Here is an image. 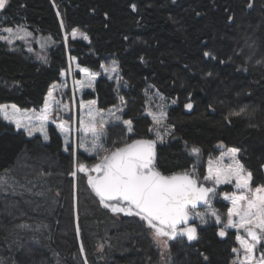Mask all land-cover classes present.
I'll return each mask as SVG.
<instances>
[{
	"label": "trees",
	"instance_id": "16d2710c",
	"mask_svg": "<svg viewBox=\"0 0 264 264\" xmlns=\"http://www.w3.org/2000/svg\"><path fill=\"white\" fill-rule=\"evenodd\" d=\"M20 25L53 46L44 64L0 41V104L40 110L69 56L96 72L115 63L84 99L120 106L132 131L111 124L98 151L71 138L64 152L54 127L45 143L0 117V264H232L236 233L221 237L216 223L200 228L198 242L177 239L158 253L145 222L104 211L78 168L159 137L163 174L203 180V161L237 148L253 189L264 185V0H8L0 31ZM215 208L227 214L229 205Z\"/></svg>",
	"mask_w": 264,
	"mask_h": 264
},
{
	"label": "snow or ice",
	"instance_id": "6c2138e0",
	"mask_svg": "<svg viewBox=\"0 0 264 264\" xmlns=\"http://www.w3.org/2000/svg\"><path fill=\"white\" fill-rule=\"evenodd\" d=\"M8 0H0V9H4ZM135 5L132 8L135 9ZM231 19V17H229ZM8 33H13L12 28L3 29ZM23 31V29H21ZM31 35L24 32V36ZM76 35L73 30V36ZM24 36L18 38L23 39ZM0 39L7 40L8 37L0 36ZM87 39V36H84ZM206 57H210L211 53L205 52ZM115 71V68L111 69ZM90 80H95L99 73L90 71L88 68L80 69ZM79 83V82H78ZM50 97L52 92L48 94ZM95 104V101L89 102ZM9 107L12 113L9 114ZM50 105L45 102V107L40 114L34 116H26L21 114L22 118H17L20 110L15 104H0V113L5 119H14L17 128L22 127V119L31 121L35 119L39 122L38 129H29L28 135H33V131L44 132V125L48 120L47 110ZM186 108L191 109L192 104H186ZM243 111V110H242ZM90 120L88 123L81 122L82 129L86 133H90L93 137V150L97 147L102 148V144H98L101 137L105 135L104 122L101 121L99 126L89 111ZM119 119V117H117ZM156 119V117H154ZM157 122H159L157 120ZM128 126V131H132V121H123ZM63 128V126H60ZM44 139L48 140L45 133ZM83 147V144H81ZM154 141L151 140H135L130 144L117 147L104 155L99 163L95 164L91 170L86 169L85 165H79V171H91L96 175L88 176V183L93 191L100 198V202L111 211L116 213H126L135 215L145 221L148 228L154 230V237L159 238L167 236L175 237L178 233L187 235L188 240L197 239V229L188 224L192 216L199 217L201 223H205L204 213L195 211L199 203L209 206V211L219 223L221 217L217 215L215 209L211 208L209 202V194H215V188L206 187L204 183H200L193 172H184L171 176H165L156 170L154 164L155 154L153 151ZM67 150V149H66ZM240 150L231 148L228 150L232 163L223 165L220 157L215 163L211 160L208 163V175L204 177V181L214 180L215 184L231 183L235 179V186L240 190L239 195L225 196L230 199L232 207L228 209L227 222L219 231V236L226 235V229H243L246 237L239 234L236 240L239 242L245 255L241 264H250L256 259L255 252L257 245L264 247V185L257 186L253 189V175L247 172L244 166L236 159ZM191 152L199 154L200 149L193 147ZM75 175V173H72ZM115 201V203H109ZM234 217L236 219H234ZM184 225V227H181ZM81 250L83 248L81 247ZM238 249L233 248V252ZM258 264H264V253H261Z\"/></svg>",
	"mask_w": 264,
	"mask_h": 264
},
{
	"label": "rangeland",
	"instance_id": "374dc122",
	"mask_svg": "<svg viewBox=\"0 0 264 264\" xmlns=\"http://www.w3.org/2000/svg\"><path fill=\"white\" fill-rule=\"evenodd\" d=\"M0 10H2V9H0ZM21 29H23V31H21ZM25 31L30 33L27 29L22 27V25L13 29V33H11V34L6 32V31L1 30L0 36H6V37H8V39L7 40L0 39V41L6 43L10 47V49H12L13 51L22 50L27 54L28 57H31L32 59L37 60V61L44 63V64L47 63L48 51L53 46V40L49 37H34L31 33H30L31 35L24 36ZM20 36H24V38L23 39L18 38ZM65 38L67 39V35H65ZM74 38H81V36L76 34L74 36ZM67 66L68 67L64 71H62V73H61V81L59 83L53 84L50 87L49 92L50 91L52 92L51 97L49 95H47V97H46V101L50 105V107L47 110L48 120L44 125V132L34 130L33 135H31V136L28 135L29 129H38L40 127L39 122L36 121L35 119H32L31 121H29L27 119H22V125L23 126L20 128H17V126H16V128L24 131L29 137H34V136L39 135L43 138L45 143H48V140L44 139V134L45 133L47 134V128L49 126H52L58 131V133L61 135V137L63 139V143H64L63 150H64V152H66L68 150V145H69V141L71 138L73 139V144H75V140H76V143L78 145H80V149L82 151H84L86 149L88 151H91V150H93V137L91 136L90 133H86L82 129V126H81L82 121L85 124L89 122V120H90L89 111L90 110H91L92 116L95 117V121L97 123V126H99V123L101 121L104 122V131L109 125L115 124V123H123V121L126 120L121 116V114H122L121 109L122 108L120 106H117L115 108L104 111V110L98 109L96 98L95 99H88V100L84 99V96L86 93L94 91L95 84L100 77L106 76L108 78H111L114 75V72L111 69L115 68V70H116L117 68H116L115 63H113L111 66H109L106 69L103 68V69L99 70L98 72L92 71L91 69L88 68L92 72L99 73V75L96 76L95 80H90L88 77L85 76V74L83 72L80 71V69L87 68V67L80 66L76 59H73L69 56ZM108 70H111V71H108ZM115 78H117V76ZM68 90L70 92V96L67 95ZM91 101H95V104H90L89 102H91ZM7 105L10 106L12 104H7ZM44 107H45V104L40 110H37V111L23 110V109H20L17 107L20 110V112L17 114V118H22L21 114L26 115V116L38 115L41 113V111L44 109ZM158 110L159 111H156L155 113H150V114H152L156 118H158V116H160V117L163 116V113L160 112L161 109H158ZM8 112H9V114L12 113V109L10 107L8 109ZM0 117L4 118V115L2 113H0ZM70 117H71V119H70ZM117 117H119V119H117ZM5 120L15 123L14 119H5ZM15 125H16V123H15ZM61 125L63 126V128L60 127ZM74 129L76 130V133H75ZM71 134H73V135H71ZM79 135L81 136V138L78 137ZM154 138L160 139L159 137H154ZM102 139H103V136L101 137L100 141H98V144H102L101 143ZM81 144H83V147H81ZM100 148L101 147H97L94 151H98ZM192 148L189 149L190 153H191ZM228 150L229 149H227V150L221 149L220 154L218 156L213 157L210 160L213 163H215L220 157H223V160L221 161V163L223 165H228V164L232 163L229 156L227 155ZM191 154H192L194 159L196 158L195 160L198 163H202V162H199L201 160L200 155L194 154V153H191ZM236 159H238L240 161L239 153H237ZM210 160L208 159L206 162L203 161V163H202L205 165V169H206L205 170V176L208 175V163ZM240 163L242 164L241 161H240ZM244 169H245V167H244ZM194 172H196V171H194ZM263 173H264V166H263ZM201 181H203L204 183L211 185L214 188H216V190H218V191H217L216 195H213V198L217 200L216 202H218L219 200H222L223 202H225L226 204L229 205V208L232 207L231 200L225 199V196L227 195L230 197L234 194H236V195L240 194V190L237 189L235 186V179H233L231 183H221L218 185L215 184V181L211 180V179L208 181H204V179L203 180L201 179ZM225 188H230L231 191L228 193L222 192V190ZM203 210H205V209H203ZM203 210H200V211H203ZM200 211H198V212H200ZM219 216L221 217V221L219 223L224 226V224H226V222H227V214H221ZM213 217L214 216H212L211 214H209V216H208L207 214L204 213L205 223H201V225L198 224L199 228H201L205 225L217 223V221L214 223ZM234 219H236V218L234 217ZM199 222H200V220H199ZM226 230L227 231H235L236 235L239 231L240 235L246 236V233H244L243 229L237 230L234 228H228ZM151 231L153 232V236H154V231L153 230H151ZM173 241L169 240L166 237H159V238L155 237L154 248H156L158 253H163L162 252V244L164 246H169V244ZM258 246L256 247V252H255L256 259L251 261L250 264H258L259 258L261 256L260 252L264 253V250L259 252ZM235 248L238 249V251L245 254L237 240H236ZM262 249H264V247H262ZM257 253L260 256H258ZM241 260L242 261L244 260V256L241 258ZM232 264H240V263L235 261V259H234V260H232Z\"/></svg>",
	"mask_w": 264,
	"mask_h": 264
},
{
	"label": "water",
	"instance_id": "95a60500",
	"mask_svg": "<svg viewBox=\"0 0 264 264\" xmlns=\"http://www.w3.org/2000/svg\"><path fill=\"white\" fill-rule=\"evenodd\" d=\"M136 140H151V141H154V148H153V151H154V154H155V158H154V164H155V167H156V170H158L159 172H161L159 169H158V167H157V159H158V145H159V141H158V139H148V138H139V139H136ZM133 141H135V140H133ZM133 141H131V142H129L128 144H130V143H132ZM102 159V158H101ZM100 162V160L98 161V162H96L95 164H97V163H99ZM94 164V165H95ZM83 165H85V167H86V169H88V170H91L93 167H94V165H92L91 167H88L86 164H83ZM78 171H79V168H78ZM80 173H82V174H84L85 176H86V182H87V186L89 187V189L91 190V192L94 194V196L98 199V201H99V204H100V207L104 210V211H107V212H109L110 214H112V215H121V216H124V217H137V218H139L140 219V217H138V216H135V215H128V214H126V213H123V212H121V213H116V212H113V211H111V209L110 208H106L101 202H100V198L96 195V193L93 191V189H92V187L89 185V183H88V176L89 175H93V176H95L96 175V173L95 172H91V171H85V172H81V171H79ZM185 172H193V171H185ZM181 173H184V172H179V173H172V174H168V175H166V174H163L162 172H161V174H163V175H165V176H171V175H175V174H181ZM196 176V175H195ZM196 178L198 179V181L200 182V183H204L203 181H201V179L200 178H198V176H196ZM204 185L206 186V187H210V188H214L213 186H211V185H208V184H206V183H204ZM217 194V190H216V188H215V194H209V202H210V204H211V200L213 201V195H216ZM215 201V200H214ZM109 203H115V201H111V202H109ZM206 206H208V205H206V204H203L202 202L201 203H199L197 206H196V208H195V210L196 209H202V208H205ZM196 220V218L194 217V216H192V218L189 220V222H188V224H191L192 222H194ZM145 222V221H144ZM145 224H146V222H145ZM146 226H147V224H146ZM148 227V226H147ZM181 227H184V225H181ZM150 229V228H149ZM152 230V229H151ZM154 231V230H153ZM178 235V234H177ZM176 235V236H177ZM176 236L175 237H173V238H169V237H167V236H163V237H166V238H168L169 240H174L175 238H176ZM185 238H186V240L188 241V244L189 245H191V244H193V243H196V242H198V240H199V231L197 230V239H195V240H188V238H187V235H185ZM240 264H241V261H240Z\"/></svg>",
	"mask_w": 264,
	"mask_h": 264
},
{
	"label": "flooded vegetation",
	"instance_id": "af4514ba",
	"mask_svg": "<svg viewBox=\"0 0 264 264\" xmlns=\"http://www.w3.org/2000/svg\"><path fill=\"white\" fill-rule=\"evenodd\" d=\"M196 173V172H195ZM214 200H216V199H213V201L211 200V203L212 204H210L211 205V208H213V209H215L216 210V212H217V215H220V213H219V211L216 209V208H214L215 206V201ZM217 201V200H216ZM199 213H205V214H207L208 216H209V214H210V211H209V206H206L205 207V210H203V211H200ZM197 218V221L196 222H194L193 224L194 225H196V226H198V229L200 230V228H199V225H201V221L199 222V217H196ZM213 220H214V223L216 222V218L215 217H213ZM199 224V225H198ZM207 224V223H206ZM216 225V227H217V229H219V228H221V225H220V223L218 224V222L215 224ZM222 227H224V226H222ZM199 234H200V231H199ZM245 235V234H244ZM227 235H225L224 237H226ZM246 237V236H245ZM186 240V238H185V235H181V234H179L178 233V235L176 236V238L174 239V241L173 242H171L170 244H173L174 242H175V240ZM177 240V241H178ZM186 243L188 244V241L186 240ZM258 246V245H257ZM259 247V252L260 251H262V250H264V249H262V247L259 245L258 246ZM261 253L262 252H260V255H261ZM258 254V253H257ZM234 255L237 257V259H238V257L241 259L245 254H243L242 252H240V251H237V252H234ZM259 254H258V256H260ZM237 259L235 258V261H237Z\"/></svg>",
	"mask_w": 264,
	"mask_h": 264
},
{
	"label": "bare ground",
	"instance_id": "6f19581e",
	"mask_svg": "<svg viewBox=\"0 0 264 264\" xmlns=\"http://www.w3.org/2000/svg\"><path fill=\"white\" fill-rule=\"evenodd\" d=\"M5 173H6V172H5ZM10 190H11V189H10ZM217 191H218V190H217ZM211 204H212V203H211ZM203 209H205V208H202V209H196L195 211L198 212V211L203 210ZM194 217L196 218V216H194ZM196 221H197V218H196V220H195L194 222H196ZM194 222H192V223L189 224V225L195 227V228L199 231L198 227H197L196 225L193 224Z\"/></svg>",
	"mask_w": 264,
	"mask_h": 264
}]
</instances>
